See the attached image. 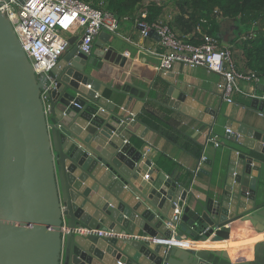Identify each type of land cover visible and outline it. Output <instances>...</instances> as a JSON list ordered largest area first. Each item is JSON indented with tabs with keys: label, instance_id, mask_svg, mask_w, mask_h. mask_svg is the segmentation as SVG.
I'll return each instance as SVG.
<instances>
[{
	"label": "water",
	"instance_id": "water-1",
	"mask_svg": "<svg viewBox=\"0 0 264 264\" xmlns=\"http://www.w3.org/2000/svg\"><path fill=\"white\" fill-rule=\"evenodd\" d=\"M68 44L37 79L0 12V264H264V241L234 260L225 250L176 245L228 239L237 220L264 231V121L225 124L234 134L217 165L222 183L202 204L190 187L153 177L151 162L123 135L143 140L148 126L138 113L153 99L141 77L116 75L127 69L122 54L107 41L89 53L77 36ZM159 78L168 86L165 107L210 135L217 111L176 86L172 73Z\"/></svg>",
	"mask_w": 264,
	"mask_h": 264
},
{
	"label": "crops",
	"instance_id": "crops-1",
	"mask_svg": "<svg viewBox=\"0 0 264 264\" xmlns=\"http://www.w3.org/2000/svg\"><path fill=\"white\" fill-rule=\"evenodd\" d=\"M174 1L142 0L132 19L119 23L114 37L96 36L93 44L107 41L106 48L111 47L122 54L120 66L127 68L126 70L122 68L124 71L116 70V75L122 77L124 81H131L135 79V76L141 77V80L136 79V81L142 87L150 89L148 98L153 101H145L138 113V117L147 124L148 131L142 141H138L124 132L126 140L130 141L137 150L142 151L143 155L151 162L154 168L153 177L160 172L173 178L185 187H190V193L204 204L208 198L214 196L222 183V178L220 180L217 178V165L221 157L228 155L226 130L229 128H226L225 124L231 122V129L235 130L245 122L247 117L254 121H264V108L259 110V105L257 108L253 107L254 99L247 96L250 94H255L258 97L264 96V78L260 79L258 83L239 81L238 88L241 92H234L231 96L232 102L229 103L223 99L217 89V84L222 79L221 76L202 67L190 68L175 63L171 71L168 72L173 74L174 84L217 111L216 120H212V133L209 135L208 126L198 132L202 128L199 123L166 108L165 105L169 100L166 96L168 86L159 78L162 73L157 70L160 54L164 50L160 47L159 40L155 35L142 37L137 24L139 17L146 16L148 8L155 6L162 9L160 20L172 26L178 37L188 39L189 35L185 36L182 32L183 26L180 20V16L183 18L186 16L180 13ZM216 24L218 30L216 37L222 45L228 46L232 50L237 68L243 72H251L246 66L241 44L242 40L252 34L253 27L247 31L236 18L218 17ZM195 31L203 37L202 28ZM92 51H94V46H92ZM157 82L158 86H156ZM149 83L152 85L150 86ZM134 104L135 102L132 101L127 113ZM200 108L202 109L201 106ZM206 118L207 123H211L210 119ZM231 134L233 135L234 132ZM215 143L219 145L216 147ZM193 150H198V155H195ZM144 180L146 179L144 178ZM191 208H194V204ZM178 213H180L179 210ZM228 226L230 228L228 239L215 242L183 240L176 245L183 250L187 248L195 251L225 250L234 260L238 256H248L256 244L264 241V231H255L248 222L243 223L237 220ZM85 233L84 230L83 234Z\"/></svg>",
	"mask_w": 264,
	"mask_h": 264
},
{
	"label": "built area",
	"instance_id": "built-area-1",
	"mask_svg": "<svg viewBox=\"0 0 264 264\" xmlns=\"http://www.w3.org/2000/svg\"><path fill=\"white\" fill-rule=\"evenodd\" d=\"M102 5V1L94 6L83 0H0V12L11 24L38 79L41 74L46 76L68 50L69 38L77 36L79 50L89 53L99 33H116L119 21L102 9ZM144 18V15L141 16L137 24L141 36L148 37L149 32L154 30L164 50L157 66L160 73L170 72L175 63L190 68H205L221 76L217 89L229 103L234 92H241L239 81H260L261 78L254 72L240 71L232 50L216 38L203 35L199 44H192L178 37L167 22L147 23L142 20ZM247 96L264 101V96ZM226 134H231L230 129L226 130ZM218 145L215 143L216 147ZM175 213L179 214L178 210Z\"/></svg>",
	"mask_w": 264,
	"mask_h": 264
},
{
	"label": "trees",
	"instance_id": "trees-1",
	"mask_svg": "<svg viewBox=\"0 0 264 264\" xmlns=\"http://www.w3.org/2000/svg\"><path fill=\"white\" fill-rule=\"evenodd\" d=\"M94 6L102 1V9L113 14L119 21L132 19L140 7L142 0H83ZM175 6L180 16L182 32L189 35L183 39L192 44H199L202 37L195 30L202 28L204 35L216 38L217 18L238 19L247 31L253 27L248 38L242 40L241 49L244 52L246 66L264 78V0H175ZM162 9L150 6L143 21L153 23L160 20ZM141 17H139V20ZM172 28V26H171ZM198 150H193L198 155Z\"/></svg>",
	"mask_w": 264,
	"mask_h": 264
}]
</instances>
